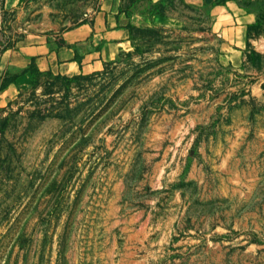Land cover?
Listing matches in <instances>:
<instances>
[{"label": "rangeland", "instance_id": "374dc122", "mask_svg": "<svg viewBox=\"0 0 264 264\" xmlns=\"http://www.w3.org/2000/svg\"><path fill=\"white\" fill-rule=\"evenodd\" d=\"M94 1H30L0 51ZM237 1L242 47L150 27L0 104V264H264V0Z\"/></svg>", "mask_w": 264, "mask_h": 264}, {"label": "crops", "instance_id": "0c3cea01", "mask_svg": "<svg viewBox=\"0 0 264 264\" xmlns=\"http://www.w3.org/2000/svg\"><path fill=\"white\" fill-rule=\"evenodd\" d=\"M32 0H0L7 18H30ZM254 15L237 0H95L78 23L52 33L26 31L0 51V104L42 82L104 68L130 53L139 30L178 26L218 35L242 47Z\"/></svg>", "mask_w": 264, "mask_h": 264}, {"label": "trees", "instance_id": "16d2710c", "mask_svg": "<svg viewBox=\"0 0 264 264\" xmlns=\"http://www.w3.org/2000/svg\"><path fill=\"white\" fill-rule=\"evenodd\" d=\"M67 80H69V79H67Z\"/></svg>", "mask_w": 264, "mask_h": 264}, {"label": "built area", "instance_id": "2783aa9c", "mask_svg": "<svg viewBox=\"0 0 264 264\" xmlns=\"http://www.w3.org/2000/svg\"><path fill=\"white\" fill-rule=\"evenodd\" d=\"M1 12V11H0Z\"/></svg>", "mask_w": 264, "mask_h": 264}]
</instances>
